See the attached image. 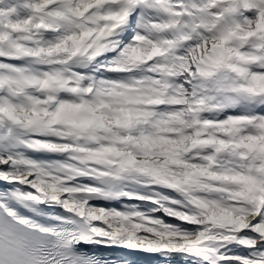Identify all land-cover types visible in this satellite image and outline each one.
<instances>
[{
  "label": "snow or ice",
  "instance_id": "obj_1",
  "mask_svg": "<svg viewBox=\"0 0 264 264\" xmlns=\"http://www.w3.org/2000/svg\"><path fill=\"white\" fill-rule=\"evenodd\" d=\"M173 260L264 264V0H0V264Z\"/></svg>",
  "mask_w": 264,
  "mask_h": 264
},
{
  "label": "bare ground",
  "instance_id": "obj_2",
  "mask_svg": "<svg viewBox=\"0 0 264 264\" xmlns=\"http://www.w3.org/2000/svg\"><path fill=\"white\" fill-rule=\"evenodd\" d=\"M113 251H119V250H116V249H111ZM125 255H129V256H132V257H135V258H141L143 256H147L148 254H142V253H130V252H125L124 253Z\"/></svg>",
  "mask_w": 264,
  "mask_h": 264
}]
</instances>
